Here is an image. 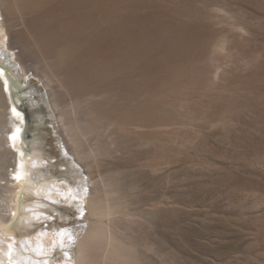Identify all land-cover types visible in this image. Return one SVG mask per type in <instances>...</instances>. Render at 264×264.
Returning <instances> with one entry per match:
<instances>
[{"label":"rangeland","instance_id":"374dc122","mask_svg":"<svg viewBox=\"0 0 264 264\" xmlns=\"http://www.w3.org/2000/svg\"><path fill=\"white\" fill-rule=\"evenodd\" d=\"M20 7L0 26L28 134L54 179L77 161L128 264H264V0ZM61 208L41 227L76 232V261L95 218Z\"/></svg>","mask_w":264,"mask_h":264},{"label":"bare ground","instance_id":"6f19581e","mask_svg":"<svg viewBox=\"0 0 264 264\" xmlns=\"http://www.w3.org/2000/svg\"><path fill=\"white\" fill-rule=\"evenodd\" d=\"M22 2L0 0V17L19 10ZM8 39L0 26V264H96L94 258L100 253L102 259L98 261L128 264L121 243L105 222L114 210L110 211L101 197L94 196L91 181L81 174L77 161L68 162L63 182L54 179L45 167L47 151L42 139L29 136L30 123L20 109L21 104H33L35 91L23 83L16 63L19 58ZM61 55L62 51L58 52V57ZM62 206L80 214L87 211L95 218L79 243L76 261L71 250L76 232L72 233L69 226L62 230L57 224L41 227L42 223H50L52 212L63 214ZM62 250L67 251L66 257L53 259Z\"/></svg>","mask_w":264,"mask_h":264}]
</instances>
